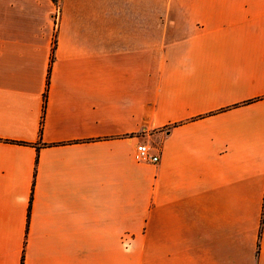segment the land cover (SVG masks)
I'll use <instances>...</instances> for the list:
<instances>
[{
    "label": "crops",
    "instance_id": "0c3cea01",
    "mask_svg": "<svg viewBox=\"0 0 264 264\" xmlns=\"http://www.w3.org/2000/svg\"><path fill=\"white\" fill-rule=\"evenodd\" d=\"M0 264H264V0H0Z\"/></svg>",
    "mask_w": 264,
    "mask_h": 264
},
{
    "label": "built area",
    "instance_id": "2783aa9c",
    "mask_svg": "<svg viewBox=\"0 0 264 264\" xmlns=\"http://www.w3.org/2000/svg\"><path fill=\"white\" fill-rule=\"evenodd\" d=\"M138 151L142 160L152 164H157L160 161V156L152 153L150 147L146 144H141L138 147Z\"/></svg>",
    "mask_w": 264,
    "mask_h": 264
},
{
    "label": "trees",
    "instance_id": "16d2710c",
    "mask_svg": "<svg viewBox=\"0 0 264 264\" xmlns=\"http://www.w3.org/2000/svg\"><path fill=\"white\" fill-rule=\"evenodd\" d=\"M50 72H51V67H50V69H49V75H48V85H49V82H50ZM42 128H43V121H42L41 132H42Z\"/></svg>",
    "mask_w": 264,
    "mask_h": 264
}]
</instances>
